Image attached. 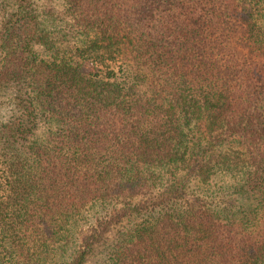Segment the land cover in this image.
<instances>
[{"label": "trees", "instance_id": "16d2710c", "mask_svg": "<svg viewBox=\"0 0 264 264\" xmlns=\"http://www.w3.org/2000/svg\"><path fill=\"white\" fill-rule=\"evenodd\" d=\"M113 223L95 264H264V0H0V264Z\"/></svg>", "mask_w": 264, "mask_h": 264}, {"label": "rangeland", "instance_id": "374dc122", "mask_svg": "<svg viewBox=\"0 0 264 264\" xmlns=\"http://www.w3.org/2000/svg\"><path fill=\"white\" fill-rule=\"evenodd\" d=\"M90 218V221L95 222V218L92 219V214L88 215ZM122 224H111L109 229L104 233V239L95 246L94 254L88 259L87 264H95L98 261V258L95 254H99L100 251L104 250V247L107 242H109L111 239L115 238V236L118 234V231L120 230Z\"/></svg>", "mask_w": 264, "mask_h": 264}]
</instances>
